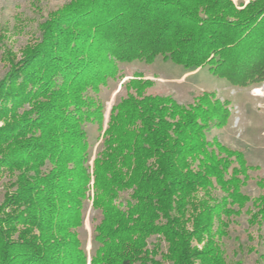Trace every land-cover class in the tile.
<instances>
[{"label":"trees","instance_id":"obj_1","mask_svg":"<svg viewBox=\"0 0 264 264\" xmlns=\"http://www.w3.org/2000/svg\"><path fill=\"white\" fill-rule=\"evenodd\" d=\"M40 29L0 80V176L11 177L0 264H229L222 240L260 171L208 138L229 123L230 101L204 91L184 106L134 79L104 129L101 93L120 64L158 57L208 66L234 88L264 84V0H69ZM88 124L102 140L93 160ZM253 206L248 223L262 227L264 195Z\"/></svg>","mask_w":264,"mask_h":264},{"label":"rangeland","instance_id":"obj_2","mask_svg":"<svg viewBox=\"0 0 264 264\" xmlns=\"http://www.w3.org/2000/svg\"><path fill=\"white\" fill-rule=\"evenodd\" d=\"M68 1L0 0V80L9 70V57L14 55L15 59H20L23 50L40 39L41 24ZM242 2L247 3L248 0H235L237 5ZM134 79L151 81L153 86L148 93L171 96L184 106L190 105L195 97L204 91L216 92L221 101H230L232 115L229 123L221 129H213L208 133V138H218L227 146L241 149L250 164L260 167V171L250 173L252 178L243 190L244 194L250 197L246 210L254 211L253 200L264 195V184H259L260 179H264V84L246 89L234 88L227 81L211 74L208 66L186 70L172 61H164L162 57H158L150 65L120 64L117 78L110 80L101 93L105 107L104 129L107 127L112 107L125 97L126 84ZM86 129L93 160L100 150L102 140L96 126L88 124ZM10 179L6 173L0 176V203L9 188ZM213 194L221 193L213 191ZM246 210L235 218L237 224L229 228V236L222 240L229 264H259L258 252H249V249L264 251V225H250ZM94 214L92 203L89 201L85 209L84 227L80 230L89 256L93 253Z\"/></svg>","mask_w":264,"mask_h":264}]
</instances>
